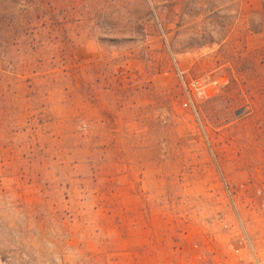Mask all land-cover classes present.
Masks as SVG:
<instances>
[{
	"label": "rangeland",
	"instance_id": "obj_1",
	"mask_svg": "<svg viewBox=\"0 0 264 264\" xmlns=\"http://www.w3.org/2000/svg\"><path fill=\"white\" fill-rule=\"evenodd\" d=\"M12 6L24 26L0 47V264H193L194 243L226 252L244 232L264 255L262 0ZM194 79L217 95L202 124L184 106Z\"/></svg>",
	"mask_w": 264,
	"mask_h": 264
},
{
	"label": "built area",
	"instance_id": "obj_2",
	"mask_svg": "<svg viewBox=\"0 0 264 264\" xmlns=\"http://www.w3.org/2000/svg\"><path fill=\"white\" fill-rule=\"evenodd\" d=\"M183 84L187 97L185 107L195 108L196 104L214 95L213 90L208 88L211 83L194 79L189 84L183 81ZM193 248L197 253L196 262L193 264H264V255L258 251L246 232L241 237L239 246L229 244L226 252L219 251L216 246L211 247L199 242L194 243ZM181 264L187 262L182 261Z\"/></svg>",
	"mask_w": 264,
	"mask_h": 264
},
{
	"label": "trees",
	"instance_id": "obj_3",
	"mask_svg": "<svg viewBox=\"0 0 264 264\" xmlns=\"http://www.w3.org/2000/svg\"><path fill=\"white\" fill-rule=\"evenodd\" d=\"M11 1L12 0H0V5L4 6V4L11 2ZM9 4L6 6V8L10 7ZM262 6H263V11H264V0H262ZM16 10H17L16 6L15 7L12 6L7 13H5V12L3 13L0 10V47L4 46V45H2V42H3V38L5 35H6V40H7L5 43H7V42L13 40L15 38L17 32L19 31L20 27L24 26V23L22 20H21L22 23L19 22ZM6 11H7V9H6ZM102 17H103L102 13L98 15V17L96 19V25L101 24ZM134 26H137V24H134ZM134 26L132 25L131 28H134ZM140 34H143V33H142V28L139 25L135 30L130 31V33L128 34L129 37H125V39H123V40L134 41V40H136V38L138 36H140ZM126 38H128V39H126ZM99 40L101 42H111L113 44H119L121 42V39H119L118 37L111 38V37L100 36ZM13 42H14V40H13ZM226 85L220 87V90H222L223 88H226L225 87ZM260 86L261 87H257V85H256L255 91H262L264 93V85H260ZM215 96H217V95L215 94L212 97H210L209 99H207L205 101H201L198 104H196L195 109H196V115L199 118V120H198L199 123L202 124V121H201L202 120V118H201V113H202L201 106H202V104H204L207 101L209 102L210 100L215 98ZM262 100H263V105H264V97H262Z\"/></svg>",
	"mask_w": 264,
	"mask_h": 264
},
{
	"label": "water",
	"instance_id": "obj_4",
	"mask_svg": "<svg viewBox=\"0 0 264 264\" xmlns=\"http://www.w3.org/2000/svg\"><path fill=\"white\" fill-rule=\"evenodd\" d=\"M247 111L246 109H242L236 113V115L239 117L241 114H245Z\"/></svg>",
	"mask_w": 264,
	"mask_h": 264
}]
</instances>
